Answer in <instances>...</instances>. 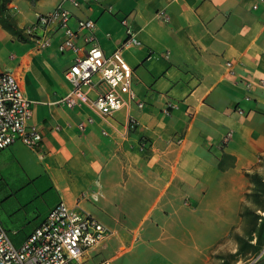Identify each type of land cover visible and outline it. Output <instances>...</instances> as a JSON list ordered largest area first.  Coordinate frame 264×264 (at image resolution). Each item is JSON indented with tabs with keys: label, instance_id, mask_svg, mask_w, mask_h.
<instances>
[{
	"label": "crops",
	"instance_id": "obj_1",
	"mask_svg": "<svg viewBox=\"0 0 264 264\" xmlns=\"http://www.w3.org/2000/svg\"><path fill=\"white\" fill-rule=\"evenodd\" d=\"M1 1L29 39L0 22V46L9 56L0 55V68L16 75L34 101L30 123L45 147L40 152L15 142L1 149L0 177L35 188L43 183L49 193L32 225L3 222L11 235L23 240L64 201L108 228L86 250L88 264L105 258L114 264H248L264 250L238 260L243 241L255 244L264 223L262 207L250 237L242 234L243 209L250 207L243 199L246 172L259 171L264 160V0L65 3L72 26L77 18L94 20L106 52L123 40L124 16L140 40L129 57L136 99L109 114L86 102L59 101L71 87L63 72L72 56L58 51L61 28L36 26L38 15L59 0ZM100 83L92 89H105Z\"/></svg>",
	"mask_w": 264,
	"mask_h": 264
},
{
	"label": "built area",
	"instance_id": "obj_2",
	"mask_svg": "<svg viewBox=\"0 0 264 264\" xmlns=\"http://www.w3.org/2000/svg\"><path fill=\"white\" fill-rule=\"evenodd\" d=\"M83 1L59 0L53 9L38 15L36 26L61 28L64 37L58 51L72 56L63 72L71 87L59 101L70 107L86 102L102 114H109L136 99L129 57L138 51L140 40L124 16L121 18L125 27L123 40L111 51H104L98 44L91 17L77 18L76 26L71 25L72 13L65 3L79 6ZM47 42L44 38L41 44ZM99 81L107 87L94 91L92 83ZM33 105L18 77L0 68V150L21 142L31 149L44 151L43 135L30 123ZM137 105L142 106V102ZM237 110L243 112L241 107ZM173 139L177 144L182 140L181 137ZM108 233V228L84 209L58 201L42 222L17 243L0 221V264H88L86 250ZM92 264L114 263L105 258Z\"/></svg>",
	"mask_w": 264,
	"mask_h": 264
},
{
	"label": "rangeland",
	"instance_id": "obj_3",
	"mask_svg": "<svg viewBox=\"0 0 264 264\" xmlns=\"http://www.w3.org/2000/svg\"><path fill=\"white\" fill-rule=\"evenodd\" d=\"M0 55L3 60L9 57L3 46H0ZM99 86L107 87L104 82L100 83ZM259 163V171L252 170L246 172L248 176V185L246 188L247 190L244 192L243 199L244 204L245 202L249 203L250 207H244L243 209L244 217L241 229L242 234L248 237L251 235V230H254L256 227V215L260 216L262 211L260 208L264 207V166H262L264 165V160ZM3 175V177H0V221L4 226V223L8 224L9 222H13L17 225H32L34 223L33 217L37 215L39 211L43 210L49 200V193L46 191L45 185L41 183V180L39 181L41 183H39L40 188L39 185L35 188L34 185L27 183L18 185L17 180H13L6 174ZM11 237L16 243L20 241L15 235H11ZM232 243H234V240H232ZM242 247L243 255L242 258L238 260H244L246 259L245 255H250L249 252L251 248L248 247L247 240L243 241ZM232 259L233 258L229 256L225 257V260Z\"/></svg>",
	"mask_w": 264,
	"mask_h": 264
},
{
	"label": "trees",
	"instance_id": "obj_4",
	"mask_svg": "<svg viewBox=\"0 0 264 264\" xmlns=\"http://www.w3.org/2000/svg\"><path fill=\"white\" fill-rule=\"evenodd\" d=\"M30 1L32 3L34 2V0H30ZM0 22L2 23L4 27L8 28L9 30L15 33H18L20 38L28 41L29 38L21 34V32L16 28L14 22L10 18H8L6 14L4 13V6L1 0H0ZM262 229H264V223H261L259 226V233L257 235L255 244H251L250 242H247L248 247L251 248L250 252L253 255L257 254L262 249V245H264V239H261ZM242 251H243V247H242Z\"/></svg>",
	"mask_w": 264,
	"mask_h": 264
},
{
	"label": "water",
	"instance_id": "obj_5",
	"mask_svg": "<svg viewBox=\"0 0 264 264\" xmlns=\"http://www.w3.org/2000/svg\"><path fill=\"white\" fill-rule=\"evenodd\" d=\"M248 264H264V250L260 252L251 262Z\"/></svg>",
	"mask_w": 264,
	"mask_h": 264
}]
</instances>
